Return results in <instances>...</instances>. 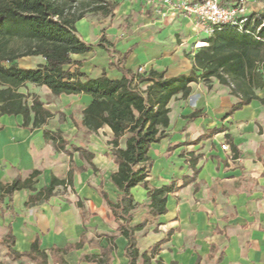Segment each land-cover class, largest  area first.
<instances>
[{"label":"crops","instance_id":"0c3cea01","mask_svg":"<svg viewBox=\"0 0 264 264\" xmlns=\"http://www.w3.org/2000/svg\"><path fill=\"white\" fill-rule=\"evenodd\" d=\"M112 1L118 4L113 17L88 14L77 23L80 38L94 47L88 54L73 56L81 67L72 71L78 69L90 79L104 72L112 80L120 79L122 73L110 65L130 51L124 67L134 73L144 68L145 73H164L167 79L191 73L197 52L193 48L197 43L206 46L209 35L204 37L191 19L172 12L164 0ZM232 3L223 0V5ZM246 4L250 16L264 15V0H246ZM103 37L110 53L97 47ZM44 62L41 57H27L18 66L36 69ZM190 87L187 99L179 94L170 102L168 137L149 153V187L178 188L168 196L167 213L148 217V191L142 186L132 190L139 207L131 226L148 220L147 227L137 232L139 250L150 253L162 242L152 264H264V88L254 91L258 99L235 111L242 96L217 79ZM19 93L27 96L29 105L38 96L54 116L41 128L30 129L23 127L21 115H0V183L9 185L18 177L26 180L34 171L41 173L35 179L38 191L50 186L54 177L65 180L71 172L73 183L57 187L49 201L32 205H27L29 190L12 196L0 192V242L8 241L10 234L12 250L19 253L30 251L37 238L47 253L53 247L81 243L65 255L70 264L105 253L110 264H128L127 239L118 232L119 224L103 196L115 203L119 195L111 181L118 170L111 152L112 131L105 127L88 134L72 120L82 121L91 96H54L47 87L31 83ZM57 132L69 142L68 150L73 145L91 153V162L79 152L71 157L57 150L44 135ZM224 144L230 146L232 160ZM60 189L69 190V195H57ZM78 203L84 205L86 219ZM143 239L148 245L141 249ZM9 250L0 245L1 263L13 260Z\"/></svg>","mask_w":264,"mask_h":264},{"label":"trees","instance_id":"16d2710c","mask_svg":"<svg viewBox=\"0 0 264 264\" xmlns=\"http://www.w3.org/2000/svg\"><path fill=\"white\" fill-rule=\"evenodd\" d=\"M117 8L118 4L112 0H0V115H21L23 127L30 129L41 128L54 116L38 96H34L29 105L27 96L19 93V89L28 83L45 86L54 96H91V103L82 113V121L75 117L72 120L79 130L88 134L105 127L111 129V152L118 167L111 181L118 188L119 195L115 203L106 194L104 200L119 224L118 232L127 239L125 256L128 264H152L162 242L157 243L150 253L140 252L137 232L147 227L148 220L136 227L131 226L139 207L132 190L142 186L148 191V217L157 218L167 213L168 196L178 188L175 185L150 188L148 178L152 166L149 153L153 145L168 137L170 102L179 94L187 99L192 92V83L204 81L209 84L212 79H217L230 87L233 94L242 96L235 111L249 105L258 99L254 91L264 88V42L232 27L217 29L206 40L207 45L199 48L192 58L191 73L175 78L167 79L164 73L153 70L139 74L126 69L124 64L130 51L110 65L122 73L120 79L112 80L105 72L99 78L90 79L78 69L72 71L74 66L81 67V62L75 61L73 56L88 54L94 47L80 38L77 23L88 14L113 17ZM262 19L264 15L248 28L256 33ZM257 36L264 40V27ZM97 47L110 53L108 48L111 46L105 37ZM27 57H41L45 62L36 69L20 68L18 61ZM143 84H149L145 91L141 89ZM44 135L57 150L71 157L74 152H79L88 162L94 157L73 145L68 150L69 142L60 132ZM40 175L39 171H34L26 180L18 177L9 185L0 183V192L12 196L16 191L29 190L32 194L27 205H32L49 201L57 187L66 188L73 183L71 172L65 180L54 177L50 186L38 191L35 179ZM78 207L86 219L84 205L78 203ZM0 245L7 246L10 256L19 264H24L23 259L33 264H70L65 255L81 247V243L64 249L53 247L47 253L41 250L42 242L37 238L30 251L19 253L12 250L14 238L10 234L9 240L0 242ZM85 261L88 264H110L108 253L103 257L87 256Z\"/></svg>","mask_w":264,"mask_h":264},{"label":"built area","instance_id":"2783aa9c","mask_svg":"<svg viewBox=\"0 0 264 264\" xmlns=\"http://www.w3.org/2000/svg\"><path fill=\"white\" fill-rule=\"evenodd\" d=\"M164 4L169 5L172 12L191 19L197 31L205 32L209 36L217 29L232 27L264 42L257 36L264 27V19H262V24L257 28L256 33L248 28V25H253L256 19L260 18V15L252 17L248 14L246 0H233V3L229 5H223V0H164ZM200 44L203 43H197L195 48H201L199 47ZM138 73L144 74L145 69L139 68ZM222 148L230 153V160H232L233 155L230 146L224 144Z\"/></svg>","mask_w":264,"mask_h":264},{"label":"rangeland","instance_id":"374dc122","mask_svg":"<svg viewBox=\"0 0 264 264\" xmlns=\"http://www.w3.org/2000/svg\"><path fill=\"white\" fill-rule=\"evenodd\" d=\"M203 35H204V37H206L208 34L207 33H203ZM194 50H193V52H195V51H198L197 50V48H193ZM197 53V52H196ZM195 53V54H196ZM69 190H67V189H65V190H62V189H60L59 190V193L57 194V195H59V196H64V198H66L65 196H67V195H69ZM144 207V209L147 207L146 205H144L143 206ZM139 210H142L141 208H139ZM147 241H145L144 239L142 240V242H141V249H143V248H146L147 247ZM72 261H73V259H72ZM74 261H75V263L76 262H78V264H87V262H85V261H83L82 259H80L79 261L77 260V259H74ZM5 263L6 264H19V263H16V262H14L11 258L10 259H5ZM24 264H32L31 262H28V261H24Z\"/></svg>","mask_w":264,"mask_h":264},{"label":"bare ground","instance_id":"6f19581e","mask_svg":"<svg viewBox=\"0 0 264 264\" xmlns=\"http://www.w3.org/2000/svg\"><path fill=\"white\" fill-rule=\"evenodd\" d=\"M205 45L204 44H200L199 47H204Z\"/></svg>","mask_w":264,"mask_h":264}]
</instances>
